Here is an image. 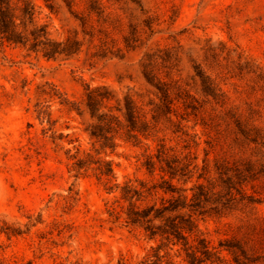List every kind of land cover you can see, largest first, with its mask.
Here are the masks:
<instances>
[{
	"label": "rangeland",
	"instance_id": "rangeland-1",
	"mask_svg": "<svg viewBox=\"0 0 264 264\" xmlns=\"http://www.w3.org/2000/svg\"><path fill=\"white\" fill-rule=\"evenodd\" d=\"M31 2L53 39L83 46L60 61L0 41V264H141L158 247L161 255L170 252L163 264H189L182 244L168 245L125 222L121 187L162 181L160 164L155 172L146 165L150 156L157 161L160 145L184 160L197 156L200 167L208 152L216 191L222 188L215 160L258 172L232 208L197 223L213 252L206 264H264V0H102L104 19L88 13L90 0ZM81 19L95 27L94 38L84 35ZM101 44L105 52L97 51ZM149 52L171 55L164 65L158 60V77L169 73L201 98L195 61L227 103L206 105L208 128L194 117L184 120L181 110L152 125L148 139L120 138L105 148L86 131V88L131 93L149 111L159 99L142 74ZM100 158L114 163L121 187L113 192L95 169ZM79 161L86 162L81 174ZM195 239L194 233L191 244Z\"/></svg>",
	"mask_w": 264,
	"mask_h": 264
},
{
	"label": "trees",
	"instance_id": "trees-1",
	"mask_svg": "<svg viewBox=\"0 0 264 264\" xmlns=\"http://www.w3.org/2000/svg\"><path fill=\"white\" fill-rule=\"evenodd\" d=\"M139 4V3H138ZM89 14H96L104 19V4L102 0H90L87 6ZM104 22V20H102ZM146 24L150 26V22ZM83 33L88 38H94L95 27L81 19ZM0 41L2 44L9 43L29 47V50L42 53L45 58L52 60H68L82 51L83 44L76 39L58 41L51 37L46 25L40 24L36 19L35 8L31 0H0ZM125 47L131 48L130 37L124 36ZM105 46L101 44L98 52H105ZM133 48V47H132ZM107 58L109 55H100ZM170 54L161 56L155 52H149L143 63V76L145 80L157 90L158 102H151L149 111H143L133 94L128 93L119 96L115 91L106 86L86 88L83 99L91 122L86 131L92 139L105 148H113L118 144V139L132 141L149 138V130L161 119L170 115H177L183 111V119L194 117L196 125L201 124L204 128L210 127L206 120L208 103H216L224 107L227 103L226 92L200 65H193L194 79L200 87L201 98L186 89L180 82L169 73L166 78H160L155 74L158 60L162 63L169 61ZM259 76H261L259 74ZM57 91V89H56ZM60 93V92H59ZM68 99L63 98L62 103ZM43 113V112H42ZM189 120V119H188ZM239 128H241L239 126ZM125 132L121 133V130ZM243 132V130L241 131ZM171 147L160 145L155 156H150L146 165L151 171H156L157 163L160 164L161 182L127 181L122 187L117 183V176L113 161L98 159L94 164L99 172V179L105 180L108 190L121 187V199L127 204L125 222L128 225L140 227L151 237L160 236L168 241V245L182 244L187 255L189 264H206L212 259L213 252L207 238L199 235L197 218L207 214H220L224 209H230L236 199L244 196L245 182L255 180L258 172L252 168L242 171L237 167L230 166L229 162L215 160V171L221 190L216 191L210 186L211 169L209 153L204 160V165L199 166L198 157L185 156V160L174 153ZM187 157H190L188 160ZM93 162L89 165L92 166ZM86 162L76 163L78 173L86 166ZM94 169V170H95ZM197 174V175H196ZM170 177V180L166 178ZM183 181L184 184H192L190 187H178L172 180ZM114 181L113 184L111 182ZM113 192V191H112ZM156 196L155 201H150ZM251 202H255L250 197ZM149 200V201H148ZM124 209V206H122ZM195 233L198 244L190 242V237ZM224 246V243H221ZM231 246V245H230ZM236 246V245H233ZM161 247L155 249L154 255H148L141 264H163L164 258L170 256V252L161 255ZM172 250V248H170ZM221 257V252H216ZM215 255V253H214ZM170 263V261H168ZM28 264H32L29 262Z\"/></svg>",
	"mask_w": 264,
	"mask_h": 264
}]
</instances>
